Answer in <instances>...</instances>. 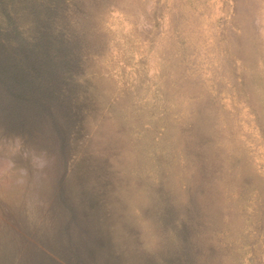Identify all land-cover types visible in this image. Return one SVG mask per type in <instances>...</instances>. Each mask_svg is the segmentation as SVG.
I'll use <instances>...</instances> for the list:
<instances>
[{
  "label": "rangeland",
  "instance_id": "rangeland-1",
  "mask_svg": "<svg viewBox=\"0 0 264 264\" xmlns=\"http://www.w3.org/2000/svg\"><path fill=\"white\" fill-rule=\"evenodd\" d=\"M39 24L60 129L0 122V264H264V0L0 4Z\"/></svg>",
  "mask_w": 264,
  "mask_h": 264
},
{
  "label": "trees",
  "instance_id": "trees-1",
  "mask_svg": "<svg viewBox=\"0 0 264 264\" xmlns=\"http://www.w3.org/2000/svg\"><path fill=\"white\" fill-rule=\"evenodd\" d=\"M37 26L28 40L0 36V122L31 140L39 132L50 137L60 129L52 117L53 105L60 102L54 80L67 64L62 52L54 51L48 27Z\"/></svg>",
  "mask_w": 264,
  "mask_h": 264
}]
</instances>
